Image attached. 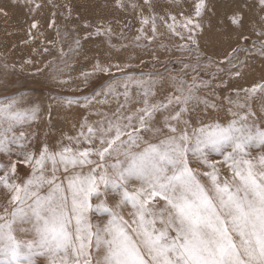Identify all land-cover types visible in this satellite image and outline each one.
Here are the masks:
<instances>
[{
    "label": "snow or ice",
    "instance_id": "6c2138e0",
    "mask_svg": "<svg viewBox=\"0 0 264 264\" xmlns=\"http://www.w3.org/2000/svg\"><path fill=\"white\" fill-rule=\"evenodd\" d=\"M0 5V264H264V0Z\"/></svg>",
    "mask_w": 264,
    "mask_h": 264
},
{
    "label": "rangeland",
    "instance_id": "374dc122",
    "mask_svg": "<svg viewBox=\"0 0 264 264\" xmlns=\"http://www.w3.org/2000/svg\"><path fill=\"white\" fill-rule=\"evenodd\" d=\"M86 4L87 7V14L93 15V16H100V15H107V10L102 7L104 0H82ZM179 3H183V0H178ZM21 3H23V0H21ZM97 5H101V7H97ZM2 6V5H0ZM184 10H187V5H184ZM251 16V14H250ZM131 19V17H128ZM31 15L28 13L27 8L25 7H11L8 9V15L4 16L2 13H0V49L3 48V45L7 44L10 47L12 45H18L19 48L15 53V56L13 57L15 61L17 62V65H19L20 57L22 54L27 52V48H25L21 44L22 39L27 38V29L28 25L31 22ZM159 23V22H158ZM138 28V25H137ZM137 28H132L131 30L127 31L125 33V38H123L120 42L121 43H129L133 39V33L136 32ZM161 32H165V29L163 26H161ZM251 39H256V37H252ZM158 41L168 44L170 43V38L165 35L163 38L158 37ZM46 44L47 42L44 41ZM89 48H92L93 54H95V50L99 47V41H97L94 44H89ZM141 55L144 56V59L147 61L150 58L145 55L144 53H141ZM254 68L255 71L252 72L249 75V80L252 78H255L256 80H259V77L261 75L260 69L262 65L260 64L259 60L254 61ZM30 71H34V69H30L27 72L24 73H17V76L12 77L13 80H18L19 85L23 87L25 90L26 95L30 96H39L44 92V88L41 84L36 83L33 77L29 74ZM42 79V78H38ZM99 81H97L98 83ZM241 84L244 87H249V83L245 81H241ZM18 87L10 88V92L18 91ZM82 92L89 93L91 89H81ZM5 93H0V95H4ZM80 92H77V95H79ZM45 105H47V100H45ZM55 120H58L60 123L58 124V128L63 127L65 131H71V121L74 120V114L68 115V122L65 123L64 120V114H61L60 116H54ZM254 155H259L260 150L259 149H253ZM23 174V173H21Z\"/></svg>",
    "mask_w": 264,
    "mask_h": 264
}]
</instances>
